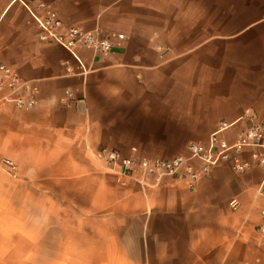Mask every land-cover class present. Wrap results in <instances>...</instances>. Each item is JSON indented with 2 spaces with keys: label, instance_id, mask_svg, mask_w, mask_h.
Instances as JSON below:
<instances>
[{
  "label": "crops",
  "instance_id": "0c3cea01",
  "mask_svg": "<svg viewBox=\"0 0 264 264\" xmlns=\"http://www.w3.org/2000/svg\"><path fill=\"white\" fill-rule=\"evenodd\" d=\"M44 2L65 28L125 40L81 51L82 74L22 4L0 0V62L38 88L30 110L0 93V264H264V167L223 163L189 188L98 157L167 159L222 122L236 123L230 142L264 126V0Z\"/></svg>",
  "mask_w": 264,
  "mask_h": 264
},
{
  "label": "built area",
  "instance_id": "2783aa9c",
  "mask_svg": "<svg viewBox=\"0 0 264 264\" xmlns=\"http://www.w3.org/2000/svg\"><path fill=\"white\" fill-rule=\"evenodd\" d=\"M22 4L29 15L40 28V40L56 43L70 53L77 62L82 74L88 72L80 56L81 51H90L95 55L106 56L125 40V35L99 30H84L82 28H65L61 19L53 12L44 0H14ZM38 88L30 81L22 80L17 71L0 62V93L19 109L30 110L36 103L35 95ZM236 123L222 122L204 143L193 142L186 146L184 155L167 159H150L123 157L116 150L103 148L98 157L105 159L112 170L121 174L133 176L139 172L143 177L151 178L156 182L167 177L183 181L189 188H194L197 182L208 175L213 167L223 163H231V168L243 173L251 165L264 167V126L251 121L237 138L230 142L224 135ZM248 148L250 161H242L239 157ZM11 166L12 162L7 161ZM145 183V181H144ZM259 194L264 197V190ZM235 206L236 202H232ZM260 215L264 218V205ZM260 239L264 242V223L257 227Z\"/></svg>",
  "mask_w": 264,
  "mask_h": 264
},
{
  "label": "rangeland",
  "instance_id": "374dc122",
  "mask_svg": "<svg viewBox=\"0 0 264 264\" xmlns=\"http://www.w3.org/2000/svg\"><path fill=\"white\" fill-rule=\"evenodd\" d=\"M234 13H231L229 11H223V12H217V13H212V12H207V19H214V18H222V19H229L231 18V15ZM240 14V13H239Z\"/></svg>",
  "mask_w": 264,
  "mask_h": 264
}]
</instances>
